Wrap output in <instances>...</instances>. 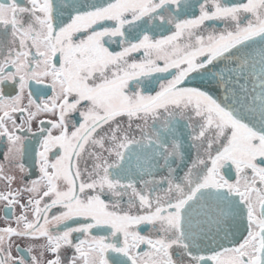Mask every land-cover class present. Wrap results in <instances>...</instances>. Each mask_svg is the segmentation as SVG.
I'll list each match as a JSON object with an SVG mask.
<instances>
[{"label": "snow or ice", "instance_id": "6c2138e0", "mask_svg": "<svg viewBox=\"0 0 264 264\" xmlns=\"http://www.w3.org/2000/svg\"><path fill=\"white\" fill-rule=\"evenodd\" d=\"M0 264H264V0H0Z\"/></svg>", "mask_w": 264, "mask_h": 264}]
</instances>
